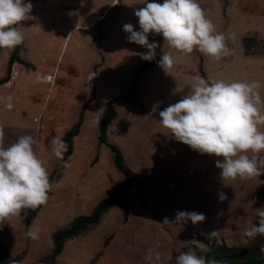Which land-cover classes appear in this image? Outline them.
I'll use <instances>...</instances> for the list:
<instances>
[{"label":"rangeland","instance_id":"rangeland-1","mask_svg":"<svg viewBox=\"0 0 264 264\" xmlns=\"http://www.w3.org/2000/svg\"><path fill=\"white\" fill-rule=\"evenodd\" d=\"M138 1L25 0L33 8L31 18L21 22L22 64L16 63L9 83L0 85V98L13 97L10 111L0 99V125L5 146L25 135L33 137V150L49 172L52 189L47 204L35 217L30 216V208L23 209L21 216L0 225V264H52L54 236L77 219L92 216L101 201L126 185L115 166V154L99 142L94 115L112 100L116 101V117L109 127L108 142L121 151L134 184L122 203L105 213L98 225L64 242L55 264H176V256L189 249L203 257L212 254L209 260L219 264H253L245 255L222 254L224 249L250 252L264 261V235L244 234L261 219L256 209L264 207V173L222 180L215 162L223 158L201 154L177 141L160 123L159 115L190 92L193 77L210 83L222 81V67L223 71L237 68L240 75L252 70L243 81L260 82L264 100V6L259 0H197L217 31L226 36L233 59L230 54L215 60L197 49L181 54L167 45L173 66L167 73L162 68L147 70L136 96L126 101L122 96H128L131 72L145 60L140 54L147 49L142 46L139 51L127 52L118 40L113 49L106 43L96 47L92 45L94 35L86 31L103 21L115 6L118 12L109 22L100 23L102 34L133 23ZM112 3L93 21L102 12L100 8L105 10ZM62 5V10L67 5V15L75 14L69 25L68 20L59 22ZM83 7L88 8L86 13H81ZM53 15L55 20L50 19ZM72 25L82 31L67 36ZM52 26L57 29L53 33ZM158 35L149 33V42H157ZM241 49L247 58L243 59ZM14 50L0 48V81L8 77ZM227 59H232V64ZM78 124L72 158L66 161L70 167H65L49 142L53 137L63 139ZM260 130L264 131V126ZM219 192H224L227 200L221 202ZM178 211L202 213L206 219L196 225L191 221L176 223ZM165 218L169 223H163ZM30 226L40 229L39 239L27 236ZM214 230V236L208 235ZM149 249L153 250L152 261L145 259ZM157 251L160 261L155 260Z\"/></svg>","mask_w":264,"mask_h":264},{"label":"clouds","instance_id":"clouds-1","mask_svg":"<svg viewBox=\"0 0 264 264\" xmlns=\"http://www.w3.org/2000/svg\"><path fill=\"white\" fill-rule=\"evenodd\" d=\"M33 5L25 0H0V48H14L24 41L20 30L22 21L30 19ZM140 31L130 23L123 25L128 33V42L147 49L141 57L151 61L159 44L149 42V33L162 34L164 41L181 54H190L194 49L220 60L231 54L226 44V36L217 31L213 22L197 0H163V3L145 2V6L134 11ZM171 52L161 55L159 66L167 73L174 64ZM95 73L91 74L90 80ZM190 92L174 104H169L160 113V123L175 139L201 154L222 157L216 167L221 169V178L249 179L264 173V100L258 81L209 82L200 76L193 77ZM5 100V110H12L13 97ZM106 109L101 107L94 113L99 124ZM5 131L0 125V225L10 217L21 216L23 209H36L47 204L48 193L52 189L49 172L43 161L33 150L35 140L25 135L16 142L5 146ZM59 160H64L68 151L67 142L53 137L49 142ZM250 154V155H249ZM70 159V157H69ZM65 167L70 165L65 162ZM221 202L227 200L224 192L218 193ZM114 207V206H113ZM261 218L245 231L248 237L264 235V207L256 209ZM202 213L178 211L176 223L193 225L204 222ZM165 224L169 223L165 218ZM216 234L215 230L208 233ZM40 229L29 227L27 236L39 239ZM264 252V247L261 248ZM153 250L145 259L153 260ZM160 253L155 252V260L160 261ZM176 264H219L215 259L206 260L189 249L175 258Z\"/></svg>","mask_w":264,"mask_h":264},{"label":"trees","instance_id":"trees-1","mask_svg":"<svg viewBox=\"0 0 264 264\" xmlns=\"http://www.w3.org/2000/svg\"><path fill=\"white\" fill-rule=\"evenodd\" d=\"M159 44V47L155 50V56L154 59L143 65L134 75V78L132 82L130 83V87L128 90V96H122V99L126 101H131L133 98L136 96L138 92V88L141 82L142 75L150 69H155L159 66V61L162 55L163 45L165 43L163 36L161 35L157 41ZM22 48V44L18 45L15 47V50L13 54L11 55L10 61H9V68H8V77L0 81V85L7 84L10 81V74L12 71L13 66L16 63L22 64V61L19 59V52ZM116 101L112 100L107 103L106 111H105V116L99 123V142L102 145H105L111 149V151L115 154V166L116 168L124 175L125 180H126V185L122 188H119L116 191V194L113 197H109L104 199L99 203L97 206L94 214L89 217H82L79 218L75 221V223L67 230L58 232L54 236V246L55 250L53 253V256L51 258L52 264H55V258L62 252L63 247H64V242L77 237L81 232L86 231L89 226L91 225H98L101 221V218L105 213H107L113 206L119 205L122 203V199L124 196L129 194L132 185L134 184L133 178L131 173L125 168L124 160L121 151L117 147H113L109 144L108 142V132H109V127L111 126L112 122L114 121L116 117V113L114 111V105ZM80 132V124H78L76 127H74L69 133L65 135L63 138L64 141L67 142L68 145V151L64 153V160L61 162L64 163L66 162L69 157L72 156L73 154V140L78 136ZM42 205L36 209H30V216L35 217L38 212L40 211ZM222 254H239V255H245L248 256L253 264H264L263 260H260L257 256L250 252H244V251H238V250H226L224 249L222 251ZM212 254L206 255L204 258L206 260H209L211 258Z\"/></svg>","mask_w":264,"mask_h":264},{"label":"crops","instance_id":"crops-1","mask_svg":"<svg viewBox=\"0 0 264 264\" xmlns=\"http://www.w3.org/2000/svg\"><path fill=\"white\" fill-rule=\"evenodd\" d=\"M260 1V3H261V5L262 6H264V0H259ZM145 2H146V0H139L138 1V3H137V9H139V8H142V7H144L145 6ZM147 2H152V0H147ZM114 3V2H113ZM113 3L112 4H110V6H107V8L104 10V8L102 7V8H100L101 10H102V12L100 13V9L99 10H97V13H100V14H96V16L94 17V20L93 21H95L96 19H99V18H101L105 13H106V11L110 8V7H112L113 6ZM62 7H63V5L62 6H60V11H59V17H60V19H59V22L62 20V19H64V20H68V25L71 23V21H72V19H73V17H74V15L75 14H68L67 15V5L66 6H64V8H65V10H62ZM118 8H117V6H115L113 9H111V11L108 13V15H107V17L103 20V21H99V22H97L96 23V25L92 28V29H90L89 31H86V32H88L89 34H91V35H94V37H95V39L94 40H92V45L93 46H96V47H98V46H100V45H102L103 43L105 44H107V45H109L110 44V47H112V49L114 48V43L116 42V40H118V41H120V42H122V45H123V50L124 51H127V52H132V51H139L140 50V48H142V46L141 45H138V44H135V43H129L128 42V39H127V37H128V33H126L125 31H123V26H118L117 27V29L116 28H114V29H112V30H110V29H108L107 30V32H105L104 34H102L100 31H99V29H101L99 26H100V23L103 25L104 23V21L105 20H107L108 22H109V18H111L114 14H115V12H116V10H117ZM86 10H88V8L87 9H84V7L83 8H81L80 9V11H81V13H86ZM61 11H63V12H61ZM242 11V10H241ZM117 12H118V10H117ZM243 12H244V10L241 12L242 14H243ZM263 12H264V10H263ZM263 12H261L262 13V16L264 17V14H263ZM245 13V12H244ZM246 14V13H245ZM245 14H243V15H245ZM73 15V16H72ZM247 15V14H246ZM259 15V14H258ZM261 15V14H260ZM68 16V17H67ZM248 16V15H247ZM252 16V15H251ZM125 17V16H124ZM133 18H134V22L133 23H130V24H132L133 26H134V30H136V31H140V28H139V21H138V18L134 15L133 16ZM51 20H55L56 18L54 17V15L53 16H51V18H50ZM92 21V22H93ZM70 22V23H69ZM91 22V23H92ZM90 23V24H91ZM89 24V25H90ZM88 25V26H89ZM123 25H125V24H123ZM87 26V27H88ZM80 26H73L72 25V27H70L68 30H67V32H66V34H67V36L68 35H73V34H76V33H78V32H81L82 30H76L77 28H79ZM51 30H52V33L53 32H55V30H57L55 27H51L50 28ZM74 30H76V31H74ZM120 30H122V34H119V32H121ZM162 34H160V35H158L156 38H157V41H158V39H159V37L161 36ZM66 40H67V38H66ZM156 40V39H155ZM157 43V42H156ZM168 45V43H167V41H165V43H164V45H163V51H162V54H164V53H167V49H166V46ZM62 53H63V51L61 52V54L59 55V58H61V56H62ZM107 53H109V54H114V52L113 51H111V50H109V49H107ZM240 53H242V57H243V59L244 58H247L248 56H247V54H245L244 53V50H242L241 49V52ZM112 54V55H113ZM231 56H232V59H233V57L235 56H233V54L231 53ZM241 56H240V58H242ZM153 59H154V57H153ZM152 59V60H153ZM232 59H227V61L229 60L231 63L230 64H232ZM151 60V61H152ZM151 61H148V60H143L140 64H138L133 70H132V74H131V76H130V78H129V81H131L132 82V78H134V76H133V74H135L143 65H145L146 63H149V62H151ZM104 69H106L105 67L104 68H102V70H104ZM159 70V69H161V67L160 66H158L157 68H155V69H153V70ZM245 73L242 75H240V72L239 71H237V68H227L225 71H223V67H222V81H224V82H226V83H231V82H246V81H243L244 80V77L247 79V77L249 76V74L250 75H252V70H250V71H244ZM146 73V72H145ZM237 76H242V78H238ZM142 80H143V77H142V79H141V82L140 83H142ZM129 86V85H128Z\"/></svg>","mask_w":264,"mask_h":264},{"label":"bare ground","instance_id":"bare-ground-1","mask_svg":"<svg viewBox=\"0 0 264 264\" xmlns=\"http://www.w3.org/2000/svg\"><path fill=\"white\" fill-rule=\"evenodd\" d=\"M17 77V76H16ZM17 82V81H16ZM110 136H112V132L110 133ZM72 157H70V159H71Z\"/></svg>","mask_w":264,"mask_h":264}]
</instances>
